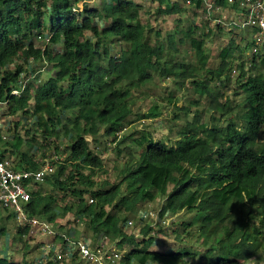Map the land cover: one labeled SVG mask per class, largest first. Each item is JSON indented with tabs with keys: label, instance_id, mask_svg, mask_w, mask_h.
Instances as JSON below:
<instances>
[{
	"label": "trees",
	"instance_id": "obj_1",
	"mask_svg": "<svg viewBox=\"0 0 264 264\" xmlns=\"http://www.w3.org/2000/svg\"><path fill=\"white\" fill-rule=\"evenodd\" d=\"M79 1L0 0V104L6 106L7 115L26 116L36 128L27 140L7 135L9 148L0 158L8 151L19 159L16 169L36 170L39 163L24 149L31 145L41 149L37 136L45 142L54 137L55 154L60 151L55 144L59 127L69 142L67 157L43 183L47 190L30 193L27 214L54 227L59 202L68 196L76 199V213L97 238L106 237L121 249L131 246L121 264H264V54L250 56L249 43L242 46L232 36L218 53V66L211 69L205 40L211 30L200 31L193 23L182 27L178 19V38L174 33L165 42L156 38L152 43L138 3L111 0L79 12L75 9ZM151 1L157 15H184L177 1ZM205 1L227 12L228 6L239 9L237 2ZM189 2L197 9L202 4V0ZM232 21L236 22L232 27L240 29V20ZM240 30L250 33L249 28ZM35 38L39 44L45 41L43 46L35 45ZM244 39L245 34L240 36ZM185 40L194 63L176 60L177 47ZM112 47L118 49L117 55L111 54ZM29 65H41L46 72L35 74ZM233 70V96L241 97L234 107L223 92L211 89L213 81L225 87ZM154 72L162 79L174 78L179 85L191 79L193 92L209 100L206 110L212 124L204 125L198 114L193 115L170 146L140 133L132 140L139 147L138 156L128 152L120 180L98 185L92 176L101 169L102 160L91 153L87 139L104 136L115 142L133 115L128 103L132 92L151 82ZM14 90L19 96L12 95ZM158 116L151 108L143 120ZM14 126L10 130H16ZM67 168L71 170L61 179ZM157 198L162 199L160 217L183 211L196 216L187 237L203 251L184 247L160 253L152 250L156 238L149 224L142 225L139 242L124 230L139 206ZM19 233H29L28 227ZM78 259L73 254L69 264H88ZM0 264L10 263L0 254Z\"/></svg>",
	"mask_w": 264,
	"mask_h": 264
},
{
	"label": "rangeland",
	"instance_id": "obj_2",
	"mask_svg": "<svg viewBox=\"0 0 264 264\" xmlns=\"http://www.w3.org/2000/svg\"><path fill=\"white\" fill-rule=\"evenodd\" d=\"M86 1L91 3L87 5V7L98 9L103 2L109 3L111 0ZM131 1L140 5V17L143 24L148 27L146 36L152 43L156 38H158L159 41L165 42L167 36L174 33L178 38V29H180V27L177 26L178 19H181L182 27H186L190 23H193L200 31H203V29H206L205 31L208 29L211 30V36L205 39L206 50L211 57L208 67L211 69L218 66V53L230 37L235 36L237 42L242 46L249 40V34H246L244 31L241 33V30L236 27H230V30H228L227 27H222V25H217L213 22V19L231 21L232 19L238 18L240 20L239 15L235 14L232 10H229L228 12H226L227 10L218 11L215 12L212 17L205 18L206 11H203V8L205 7V5L203 6L204 0H202V4L198 9L188 2V0H172L175 3L177 1V3L183 8L184 15L182 16L157 15L155 10L156 3H153L151 0ZM98 26L100 27L101 24L98 23ZM157 33L159 36L156 37ZM244 34L246 39L242 42L240 36L244 37ZM87 37H91V34L88 32ZM46 39L47 36H45V40ZM39 40L42 41L43 39ZM34 41L35 45L38 47L43 46L42 44L45 43L43 40L44 42L39 44L38 38H35ZM187 45V40H185V43L182 46L178 45V50L175 53L176 60L179 62L194 63V55ZM117 53L118 49L112 47L111 54L117 55ZM28 68L35 74L42 71L40 74L44 75L46 72L41 65H36V67L29 65ZM234 75L235 74H231V77L230 75L228 76V80H226L224 84L225 87L221 88L217 81L211 83V89L213 91L216 90L223 92L224 97L230 100V105L233 107L241 100L240 96H233ZM153 77V80L143 88L132 92L131 100L129 99L130 101L128 103L131 106L133 115L129 118V122L122 130V138L117 144L111 143L112 140L110 137L97 136L95 139H87L91 153L102 160L101 169L96 170L92 176V180L97 182L98 185L105 182L111 185L120 180L122 169L128 161V152L130 151L134 153L135 156H138L139 147L136 143L132 142V140L137 139L140 133H148L154 141H160L166 146H170L176 144V141L180 137L177 132L180 131L186 123L192 120L193 115L198 114L204 125L209 126L212 124L209 120L210 114L207 113L206 110L209 100L206 96H199L193 92L190 84L191 79L185 81L183 85H179V82L174 78L162 79L156 72L153 73ZM195 101H198L197 104ZM151 108H156L159 116L152 120H143L144 115H146ZM239 111L240 109H238L237 112ZM237 112H233L230 117L233 118ZM65 114L66 116H69V114ZM215 116L218 118L217 114ZM225 121L226 120H223V123ZM216 124L220 123L216 122ZM14 125H16V130H10V127L11 129H14ZM8 129L10 131L6 134L5 131ZM35 129L36 128L32 125V120H30V118L20 114L16 116L7 115L6 106H0V133L4 132L5 135H8L9 137L14 134L21 137L22 140H27V138L36 133ZM58 129L60 130V137L55 143L60 150L58 154L53 152L55 147L53 144L54 137H52V142L51 140L45 142L42 137L37 136L36 142L42 144L43 147L38 149L36 145H34L35 147L31 145L24 149L29 156L36 158V160L39 159L41 164L51 162L56 170L61 161L67 157V147L69 146L68 137L64 138L63 131L60 127ZM28 130L29 132L27 134L26 131ZM125 137H130V139H127L120 144ZM6 144L7 142L4 144L3 150L9 148V144H7V146ZM32 147L34 148L32 149ZM54 155H57L59 159L58 163L52 159ZM5 157L11 159L15 166L18 163L17 161L19 159H17L16 155L10 154L8 151L5 153ZM70 170V168H67L66 173L60 178L63 179L66 177L67 171ZM86 174H89V172H86ZM122 188L124 189V187ZM38 189L47 190L46 186L43 184L39 185ZM85 198L89 200L90 197L87 196ZM76 205V199H73L70 196H68L65 201L59 202V207L61 208L57 209L59 214L57 217V223L54 225L55 229H57V231L65 232L64 234L68 236L72 234L75 239H92L96 244L100 239L86 227L82 217L78 216L76 213ZM66 206L69 207L67 211L63 210V207ZM161 206V198H157L151 203H145L139 206L137 214L130 217L132 225L125 229L127 233L133 235L139 242V231L142 224H144V221H142L140 217L146 212H151L154 214V217H148L146 223L153 227V233L156 238L155 244L152 247L153 251L168 253L184 247L190 248L193 251H203V246L199 243L194 244L187 237V234L192 232V227L196 225V216L193 213L183 211L178 214L168 213L160 217L158 213ZM189 223L191 224L190 227L188 226ZM20 228L21 227L17 224L14 216L0 208V254L2 257L7 258L10 264H23L24 261L30 264H48L49 262L44 263L41 261V247L47 244L53 239V237L46 235L45 239V236L39 235V233L34 235H29V233L20 234ZM130 248L131 246L129 245H125L122 249L120 248L122 251V257L124 255V250L129 251ZM69 263L68 258H64L59 262L52 261V264ZM117 264H121L120 261ZM252 264H256V262H252Z\"/></svg>",
	"mask_w": 264,
	"mask_h": 264
},
{
	"label": "built area",
	"instance_id": "obj_3",
	"mask_svg": "<svg viewBox=\"0 0 264 264\" xmlns=\"http://www.w3.org/2000/svg\"><path fill=\"white\" fill-rule=\"evenodd\" d=\"M85 2L84 0L83 3ZM227 2L229 4L237 2L239 5L238 11L234 13L240 17V21L237 23L240 29L249 28L252 30L249 54L255 55L259 53L260 49H264V0H227ZM83 3H80L78 8H81ZM204 5L207 12L205 18L212 17L215 12L223 11V7L216 6L211 1H205ZM232 20L227 22L223 19H213V22L217 25L227 26L230 29L236 23ZM12 95L19 96V91H12ZM5 133L7 134L8 132L5 131ZM5 133H0V154L3 151L4 144L8 140V136ZM52 159L58 163L56 155ZM36 162L39 163V167L36 170L16 169L11 159L7 157L0 158V208L7 211L8 214L13 215L21 228L28 227L29 235L39 233V235L53 237V243L41 247V261L44 263L59 261L76 254L78 258L88 264L119 263L122 251L115 242H110L106 237L101 238L97 245L92 247L83 240L68 236L63 231H57L52 225L40 219L30 217L27 214L25 204L30 199V193L37 191L38 186L43 184L45 179L56 171L55 166L51 162L41 164L39 159ZM87 201L88 203H93L92 198H89ZM148 217L153 218L154 214L146 212L142 214L141 219L142 221H146ZM131 225L132 221L130 220L125 225V228Z\"/></svg>",
	"mask_w": 264,
	"mask_h": 264
},
{
	"label": "clouds",
	"instance_id": "obj_4",
	"mask_svg": "<svg viewBox=\"0 0 264 264\" xmlns=\"http://www.w3.org/2000/svg\"><path fill=\"white\" fill-rule=\"evenodd\" d=\"M83 1L84 0H80L76 5H75V9L76 10H78L79 12H81L82 11V9L85 7V6H87V5H89V4H91V3H88V1H86L85 3H83ZM210 2V1H209ZM212 2V1H211ZM80 3H83L82 4V7L81 8H78V5L80 4ZM228 10H231V8L228 6V7H226ZM238 11V10H237ZM235 12V11H234ZM244 30V29H243ZM251 33H252V30L250 29V33H249V40H248V43H249V46L251 47V42H250V39H251ZM250 47H249V51H250ZM260 52L259 53H262V54H264V49H260L259 50ZM250 55V54H249ZM250 56H252V55H250ZM233 71H235V70H233ZM233 71H232V74H235V73H233ZM0 106H2L1 104H0ZM121 133H122V131L121 132H119L118 134H117V140L115 141V142H112L111 141V143H113V144H117L120 140H121ZM111 140H112V138H111ZM88 141V140H87ZM141 218V217H140ZM131 219H129V221H130ZM144 224H147L146 223V221H144ZM143 225V224H142ZM151 226V225H150ZM125 229H127V228H125V226H124V230ZM101 239V238H100ZM110 242H112V241H110ZM116 243V242H115ZM117 244V243H116ZM120 249V248H119ZM126 251L124 250V253H125Z\"/></svg>",
	"mask_w": 264,
	"mask_h": 264
},
{
	"label": "crops",
	"instance_id": "obj_5",
	"mask_svg": "<svg viewBox=\"0 0 264 264\" xmlns=\"http://www.w3.org/2000/svg\"><path fill=\"white\" fill-rule=\"evenodd\" d=\"M43 236H45V239H46V235H43ZM80 239H81V238H80ZM85 239H86V238L81 239V240H83V241H84L85 243H87L89 246H93V247H94V246H96L97 243H98V242H97V243L95 244V241L93 242L92 239H88V240H87V239L85 240ZM99 239H100V238H99ZM42 240H43V239H42ZM86 241H87V242H86ZM52 242H53V239H51L47 244H50V243H52ZM45 245H46V244H45Z\"/></svg>",
	"mask_w": 264,
	"mask_h": 264
}]
</instances>
